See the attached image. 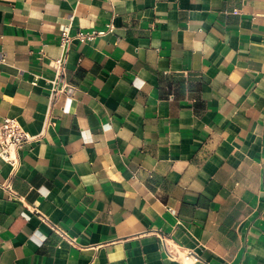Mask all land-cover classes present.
Segmentation results:
<instances>
[{"label": "crops", "instance_id": "1", "mask_svg": "<svg viewBox=\"0 0 264 264\" xmlns=\"http://www.w3.org/2000/svg\"><path fill=\"white\" fill-rule=\"evenodd\" d=\"M7 119L0 264H264V0H0Z\"/></svg>", "mask_w": 264, "mask_h": 264}, {"label": "built area", "instance_id": "2", "mask_svg": "<svg viewBox=\"0 0 264 264\" xmlns=\"http://www.w3.org/2000/svg\"><path fill=\"white\" fill-rule=\"evenodd\" d=\"M113 31L114 25L111 24L106 31H94L87 34L80 33L77 37H73L70 34L69 27H64L62 29L60 39L62 54L53 62V67L56 70V77L53 80L48 81L50 85V99L53 104L59 99V97H72L76 92V88L70 85L66 80L68 51L72 41L76 38L93 40L96 37L113 33ZM35 140L36 138L28 135L15 119H7L0 126V158L11 164L14 169H17L20 165L18 152L27 150ZM39 218L44 224L49 225L54 232L60 234L65 239L68 238L58 227L51 225L45 215L40 214ZM70 241L75 244L74 241ZM166 252L172 259H175L173 253L167 248ZM191 254L192 253H188L187 258L192 256Z\"/></svg>", "mask_w": 264, "mask_h": 264}]
</instances>
